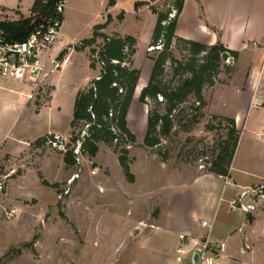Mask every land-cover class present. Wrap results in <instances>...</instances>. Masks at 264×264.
Instances as JSON below:
<instances>
[{
  "label": "rangeland",
  "instance_id": "rangeland-1",
  "mask_svg": "<svg viewBox=\"0 0 264 264\" xmlns=\"http://www.w3.org/2000/svg\"><path fill=\"white\" fill-rule=\"evenodd\" d=\"M69 1L74 4L81 3L83 7L78 11L71 10V23L76 22L78 25L75 27L72 23L65 30L79 40L90 37L93 34L92 22L100 18L97 15L98 0ZM134 1L138 0H127L130 4ZM34 2L35 0H4L0 3V8L5 7L8 14H0V20L14 21L31 16L32 13L26 15ZM174 2L175 0H162L155 7L159 11L176 14ZM67 11L68 1L65 19ZM147 17L144 15L143 21L139 22L130 12L124 23L116 24L108 31L111 34H140L141 43L135 63L141 70L143 79L151 70L149 57H158L162 51H149L152 41L147 47L151 24ZM102 42L99 39L94 47L99 50ZM250 43V48L264 45L260 39H254ZM183 47L178 42L172 44L171 51L176 61L167 63L163 77L165 86H175L188 77L182 67L190 56L183 51ZM87 49L88 54L79 57L81 74L91 71L88 66L91 47ZM201 58L203 55L199 56ZM245 62L246 58H242L239 75H245ZM176 68H179L178 72ZM234 72L235 63L230 59L222 60L214 84L204 86L205 105L199 110L192 109L199 103L194 95H190L188 101L181 106V113L174 116L171 133L161 137L160 146H146L144 137L148 106L156 105L163 113L166 110L165 102L161 101L157 105L149 98L148 106L137 102L131 107L129 125L137 137V142L127 148L132 159L133 172L137 175L136 183L126 180L117 155L106 149L98 155L100 159L80 155V159H76L75 164H71L68 170L63 166V157L65 158L67 152L58 150L47 141L41 151L24 154L18 161L0 160V180L4 175L12 173L5 179V188L0 191V264H163L161 253L167 245L166 242L168 241L169 246V241L172 237H177L180 229L186 227L189 218H194L196 225L201 227L204 220H211L210 212L204 209V193L212 180H194L191 176L208 173L210 162L218 153L220 143L227 138V122L216 117L220 116L215 113L218 102L216 97L227 91ZM70 118L66 113L61 122L62 130L69 132V140L83 128L81 124L72 126ZM254 137L257 138V135ZM106 145L114 150L112 146ZM44 161L49 162V179L60 182H48L43 173ZM256 163L249 161L250 165ZM19 174H24L21 183L23 185L20 186V182H12L14 176ZM70 174L78 175L72 184L67 179ZM216 179L221 184L225 183L224 179ZM112 183H115V187ZM160 183L163 185L160 186ZM55 184L57 187L53 186ZM149 188L166 198L162 227L157 229L154 228L158 218L154 199L140 213L139 204L148 197ZM125 194L131 195L132 199ZM232 194L230 190L225 194L226 199L216 214L215 229L224 222L233 226L243 223L244 213L230 209L229 200ZM11 208H18L19 214L10 217L8 211ZM143 227L148 228L146 233L141 231ZM145 235L150 238L145 239ZM168 251L174 258L173 250ZM189 263L190 257L182 264Z\"/></svg>",
  "mask_w": 264,
  "mask_h": 264
},
{
  "label": "crops",
  "instance_id": "crops-1",
  "mask_svg": "<svg viewBox=\"0 0 264 264\" xmlns=\"http://www.w3.org/2000/svg\"><path fill=\"white\" fill-rule=\"evenodd\" d=\"M3 1L0 0V3ZM67 1L68 11L66 19L64 17L63 20L62 28L64 26V31L61 29V41L46 53L50 60L56 58L60 63L58 69L44 77L41 87L37 91L30 79H7L0 85V160L18 161L24 154L41 151L44 143L37 144L36 141L46 135L59 133L64 137H68V130L65 132L61 128V122L65 114L70 115L71 123L78 92L85 89L100 74L101 65L97 63L96 67L93 68L90 58L88 66L91 71L80 73L79 57L88 54V52L86 53L88 49L78 51L74 46L85 38L81 40L73 38L72 33L65 30V28L67 29L72 23L77 27L76 22L71 23L73 16L71 10L78 11L83 6L81 3L74 4L69 0ZM161 1L138 0L130 4L127 0H114L113 3H110V0H98L99 12L97 15H100V18L92 22V30L96 24L106 23L110 16L111 21L103 31L113 35L108 32L109 29L116 24L124 23L128 13L132 12L139 22H142L144 15H147L151 22L148 32L149 39L147 40L148 47L152 41L157 22V14L153 12L152 7ZM31 9L26 16L31 13ZM0 14H8L5 7L0 8ZM116 33L121 36L132 35L137 39V52L134 55V66L136 67V56L141 43L140 34L138 32ZM176 35L207 45L222 43L225 47L239 53L235 62L234 76L231 83L227 85V91L216 97L218 102L215 113L220 116L234 118L236 128L241 135L229 174L225 176L208 172L191 177L194 180H212L204 193V209L210 212L209 217L212 222L211 240L226 243V249L218 258V264H264V206L254 213H244L243 223L240 225L233 226L229 222H224L218 229H215L216 214L222 202L226 199L225 194L228 190L233 193V197L249 186L264 183V45L250 48V42L254 39H260L264 43V0H184L182 11L177 20ZM66 49L67 52L63 59L58 60L61 51ZM242 58H246V72L243 76L239 75L241 69L239 64ZM149 59L151 60V70L144 79L140 74L127 116L128 125L131 107L137 102H141V91L147 85L154 67V60L151 57ZM142 79L143 82L141 83ZM31 93L34 94L32 99L29 98ZM146 105L148 106V104ZM256 135L257 138L254 137ZM103 149L115 153L118 157V154L112 148L101 142L98 153L92 158H99L98 155ZM58 155L63 157L62 154ZM49 159L52 160L50 157ZM63 160V166L67 170L70 169L71 165L65 162L64 157ZM250 160L257 163L250 165ZM49 162H43V173L46 179L50 183L60 182L49 179L47 166ZM105 163L108 165L107 162ZM108 167L110 168L109 165ZM131 170L133 172V163H131ZM233 170L235 173H233ZM134 175V182H129L127 178L126 180L129 183H136L137 175L135 173ZM177 175L181 176L179 173ZM216 178L224 179L225 183L221 184ZM23 180L24 174H19L14 176L12 182L13 184L20 182L18 184L20 186L23 185L21 184ZM112 180L115 182L114 177ZM112 185L115 187V183H112ZM159 185L161 186L163 183ZM152 190L153 188L148 189V197L139 206L141 213L144 207L148 206L151 200L154 199L158 210V218L154 227L157 229L162 227L166 198L161 194L158 195V191ZM125 195L132 199L131 195ZM207 229L199 226V224L196 225L194 218H189L186 221V227L180 229L177 237H172L169 241V246L168 241H165L167 245L161 253L163 264L183 263L184 260L182 262L177 260V249L181 244L180 233L200 238L208 233L209 229ZM141 231L146 233L148 228L143 227ZM143 237L145 239L150 238L147 235ZM168 250H173L175 253L174 258Z\"/></svg>",
  "mask_w": 264,
  "mask_h": 264
},
{
  "label": "trees",
  "instance_id": "trees-1",
  "mask_svg": "<svg viewBox=\"0 0 264 264\" xmlns=\"http://www.w3.org/2000/svg\"><path fill=\"white\" fill-rule=\"evenodd\" d=\"M56 2L57 0H35L31 16L14 21L0 20V35L12 40H26L35 30L47 25L56 15ZM113 2L114 0H110V3ZM183 4L184 0H175L176 14L171 18L169 15L171 11H159L155 6L152 7L153 12L157 14L152 46L161 44L162 48L158 50L162 51L158 57H152L154 67L147 85L141 91L140 101L148 104L147 100L151 98L157 105L164 101L166 110L162 113L156 105L149 106L147 131L144 137V144L149 147L160 146L161 137L171 133L174 126L173 118L177 113H181V106L188 101L190 95H194L199 103L192 109L199 110L205 105L203 96L205 84H214V78L219 73L222 60L230 59L235 63L239 55L238 51L229 49L222 43L207 45L177 36V20ZM110 21L109 16L106 23L96 24L92 36L74 46L78 51L91 47V66L95 68L96 64L100 63L101 71L85 89L78 92L71 124L84 126L90 123L88 134L82 139L83 155L96 156L101 142L112 146L114 151L119 153V162L127 180L134 182L135 175L131 170L132 159L129 157L130 152L127 147L136 143L137 137L128 125L127 116L141 74V70L134 66L137 39L132 35L105 33L103 29ZM39 22L42 24L38 25ZM99 39L103 42L97 50L94 45ZM173 42L184 45L183 51L188 53L190 58L182 67L183 71L188 73V77L171 87L163 84V77L167 63L176 61L171 51ZM66 52L67 49L61 51L58 60H62ZM200 55H203V58L199 59ZM175 70L178 72L179 68ZM160 96L163 99L159 101ZM216 117L227 122L228 133L227 138L220 143L218 153L210 162L208 172L226 176L229 174L234 158L240 131L236 128L234 118ZM51 136L39 138L36 143H45ZM78 137L79 133H76L72 141L75 142ZM65 162L69 165L75 164L76 159L72 151H68L65 155ZM45 184L48 185V182L45 181ZM53 186L57 187V184Z\"/></svg>",
  "mask_w": 264,
  "mask_h": 264
},
{
  "label": "built area",
  "instance_id": "built-area-1",
  "mask_svg": "<svg viewBox=\"0 0 264 264\" xmlns=\"http://www.w3.org/2000/svg\"><path fill=\"white\" fill-rule=\"evenodd\" d=\"M66 3L67 0H57L56 15L47 25L35 30L26 40L18 41L4 36L0 37V85L7 79H30L35 86V90H39L44 77L52 70L53 61L57 60L56 58L50 60L46 53L61 41L60 33ZM173 16L174 14L171 13L170 18ZM161 48L162 45L158 44L150 46L149 51ZM33 97V93L29 94V98L32 99ZM159 99L162 100L163 97L160 96ZM89 127L90 123L83 126L78 132L79 137L75 142L59 133L52 134V137L47 142L62 152L72 151L75 159L79 160V156L83 155L81 150L82 139L88 134ZM11 174L4 175L3 179L0 180V191L5 188V179ZM77 176V174L71 176L68 183L72 184ZM230 206L231 209L243 213L258 211L264 206V183L249 186L235 194L230 199ZM8 214L10 217H14L19 214V210L11 208ZM202 226L208 228L209 231L200 238L191 237L186 233L179 234L181 244L177 249L178 261L182 262L188 257L192 258L194 252H198L199 258L197 264H218V258L226 249V243L213 242L211 240V221L204 220Z\"/></svg>",
  "mask_w": 264,
  "mask_h": 264
},
{
  "label": "water",
  "instance_id": "water-1",
  "mask_svg": "<svg viewBox=\"0 0 264 264\" xmlns=\"http://www.w3.org/2000/svg\"><path fill=\"white\" fill-rule=\"evenodd\" d=\"M59 67V62L57 60L53 61L52 70L51 72L55 71ZM199 258L198 252H194L192 258H190L189 264H197Z\"/></svg>",
  "mask_w": 264,
  "mask_h": 264
}]
</instances>
